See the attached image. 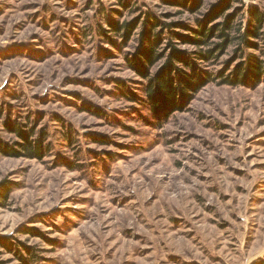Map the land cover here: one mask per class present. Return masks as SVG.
Returning a JSON list of instances; mask_svg holds the SVG:
<instances>
[{"label": "rangeland", "instance_id": "obj_1", "mask_svg": "<svg viewBox=\"0 0 264 264\" xmlns=\"http://www.w3.org/2000/svg\"><path fill=\"white\" fill-rule=\"evenodd\" d=\"M226 1L244 29L264 14V0H0V144L24 153L15 127L42 144L0 150V264H264V76L222 84L247 61L234 45L196 61L215 81L155 112L131 66L148 15L154 75L173 49L195 60L184 37Z\"/></svg>", "mask_w": 264, "mask_h": 264}, {"label": "trees", "instance_id": "obj_2", "mask_svg": "<svg viewBox=\"0 0 264 264\" xmlns=\"http://www.w3.org/2000/svg\"><path fill=\"white\" fill-rule=\"evenodd\" d=\"M179 7L185 9H193L189 4L191 0H177ZM230 6V1L220 3L215 6L213 10L206 15L204 23L199 22L197 29H192L190 37H184L187 44L193 45L196 50L193 54L195 60L187 57V53L179 52L173 49L168 56L164 68L151 75L146 67H154L162 60V55L159 49V34L154 33L156 23L148 15L145 19L144 25H150V29L141 33V43L143 48L138 51L136 58L132 61L131 66L139 68L143 78L148 80L145 95L148 98V104L152 111L176 110L179 98L187 99L191 93L197 92L206 84L215 81L217 76L212 73L201 72L196 61L212 62L222 57L226 51L237 45L236 52H240L241 58H246L247 61L243 66L240 65L233 74L224 78V74L220 75L222 84L229 86L245 85L247 81L258 84L264 76V64L252 55L245 53V48H257L258 45L252 42L255 40H264V14L258 10L251 11V21L246 29L242 27L241 23L236 22L235 15H225V9ZM218 20H222L219 23ZM167 29L172 27V24H163ZM111 32L129 37L133 30V26L128 23H110ZM245 54V55H244ZM247 55V56H246ZM182 64L185 71L178 69L176 64ZM190 73H187V72ZM15 133L19 135L23 143L20 144L24 153H20L13 148L4 149L0 144V150L9 154V156H26L33 159L40 157L42 152L41 142L34 144L31 139L34 137L32 131L18 130L15 127Z\"/></svg>", "mask_w": 264, "mask_h": 264}]
</instances>
